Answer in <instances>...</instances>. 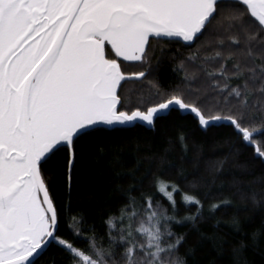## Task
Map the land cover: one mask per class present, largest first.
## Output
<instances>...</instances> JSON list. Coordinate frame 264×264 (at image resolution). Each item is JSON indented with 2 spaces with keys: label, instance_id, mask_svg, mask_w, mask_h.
<instances>
[{
  "label": "snow or ice",
  "instance_id": "6c2138e0",
  "mask_svg": "<svg viewBox=\"0 0 264 264\" xmlns=\"http://www.w3.org/2000/svg\"><path fill=\"white\" fill-rule=\"evenodd\" d=\"M152 40L198 46L174 68L184 73L182 87L164 91L149 79L156 71ZM167 51L160 49L161 59ZM126 66L143 70L129 73ZM130 82L147 88L135 103L124 95ZM177 110L193 114L202 129L227 122L264 168V139L255 138H264V0H0V264H37L53 241L74 264H188L196 249L180 255L187 233L177 234L174 225L190 226L199 245L211 242L231 264H264V223L243 233L238 213L247 206L227 198L210 205V215L228 206L237 214L228 221L233 239L208 235L199 227L201 199L161 177L153 184L168 207L150 194L139 202L129 196L103 234L81 214L71 217L72 241L58 235L56 177L46 168L62 165L70 198L82 140L106 130L155 128L162 113ZM254 174L245 168L238 176ZM125 175L134 172L117 178ZM256 183L264 185V177ZM234 186L264 211V190L241 179ZM177 194L196 212L180 217Z\"/></svg>",
  "mask_w": 264,
  "mask_h": 264
},
{
  "label": "trees",
  "instance_id": "16d2710c",
  "mask_svg": "<svg viewBox=\"0 0 264 264\" xmlns=\"http://www.w3.org/2000/svg\"><path fill=\"white\" fill-rule=\"evenodd\" d=\"M196 47L198 46L186 48L179 44L152 40V51L149 55L156 71L149 79L157 81L164 91L170 92L178 86L182 87L181 78L184 73H177L174 68L181 60L191 55ZM161 48L169 50L162 59ZM187 67L189 71L193 70L191 65ZM125 70L131 73L142 71L143 68L126 66ZM141 91L146 94L147 88L141 89L139 83L130 82L125 85L124 95L135 103ZM181 136L185 137L184 141L180 140ZM255 138L264 139L259 135ZM81 145L84 148L83 161L77 169L70 198L63 186L62 165H49L46 168L48 175L56 177L57 187L52 190V195L57 207L61 209L58 235L63 239L73 240L71 217L81 214L86 217L87 224L94 225L96 231L103 234L107 230L105 221L109 216L119 215L118 210L129 202V196L136 197L139 202L142 193L150 194L156 202L168 207L169 202L153 184L154 177L179 184L183 191L195 194L201 199L204 205V219L199 227L208 235L217 233L228 239L234 238V230L228 221L237 214L236 207H221L214 215L209 214V206L225 198L230 199L235 206H247L249 209L238 213L244 225L243 233L250 236L264 223V211H257L250 199H242L238 188L234 186V181L241 179L246 186L258 192L264 190V185L256 183L264 177V168H261L258 162H253V150L241 145L239 137L227 122L202 129L193 114L177 110L162 113L161 118L156 120L155 128L140 126L130 131L106 130L98 136L82 140ZM60 159L62 160V157ZM245 168L254 170L255 174L238 176ZM133 172L134 177L125 175L123 178H117V173ZM129 189L134 190L128 191ZM244 191L247 192L248 187H245ZM176 200L180 217L196 212V206H186L180 194L176 195ZM217 221L221 222L218 228ZM173 230L177 234L187 233V242L180 249L181 256H184L189 248L196 249L194 257H186L188 264H231L227 256L221 257L217 253L211 242L199 245V237L190 230V226L174 225ZM237 238L243 239V235ZM75 246L84 249L87 245L84 241L77 240ZM246 255L252 259L251 253ZM37 264L74 262L69 254L53 241Z\"/></svg>",
  "mask_w": 264,
  "mask_h": 264
}]
</instances>
